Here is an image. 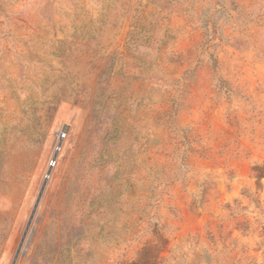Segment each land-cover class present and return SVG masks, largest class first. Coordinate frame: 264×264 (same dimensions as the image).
I'll return each mask as SVG.
<instances>
[{
	"label": "rangeland",
	"instance_id": "1",
	"mask_svg": "<svg viewBox=\"0 0 264 264\" xmlns=\"http://www.w3.org/2000/svg\"><path fill=\"white\" fill-rule=\"evenodd\" d=\"M140 256L264 264V0H0V264Z\"/></svg>",
	"mask_w": 264,
	"mask_h": 264
},
{
	"label": "built area",
	"instance_id": "2",
	"mask_svg": "<svg viewBox=\"0 0 264 264\" xmlns=\"http://www.w3.org/2000/svg\"><path fill=\"white\" fill-rule=\"evenodd\" d=\"M68 134L69 127L67 125L62 126L60 129L53 133L51 148L43 174L44 179H50L54 169L57 167L59 157L68 138Z\"/></svg>",
	"mask_w": 264,
	"mask_h": 264
},
{
	"label": "trees",
	"instance_id": "3",
	"mask_svg": "<svg viewBox=\"0 0 264 264\" xmlns=\"http://www.w3.org/2000/svg\"><path fill=\"white\" fill-rule=\"evenodd\" d=\"M154 263H155V257H152V259H146L143 258L142 256H140L137 262H135V264H154Z\"/></svg>",
	"mask_w": 264,
	"mask_h": 264
},
{
	"label": "water",
	"instance_id": "4",
	"mask_svg": "<svg viewBox=\"0 0 264 264\" xmlns=\"http://www.w3.org/2000/svg\"><path fill=\"white\" fill-rule=\"evenodd\" d=\"M39 196H40V195H39ZM38 199H39V197H38ZM38 199L36 200L35 207L37 206ZM18 252H19V251H17V252H16L14 259H16V258H17Z\"/></svg>",
	"mask_w": 264,
	"mask_h": 264
}]
</instances>
